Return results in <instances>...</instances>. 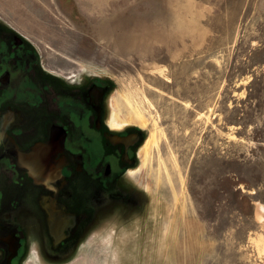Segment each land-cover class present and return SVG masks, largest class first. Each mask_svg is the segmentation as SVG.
<instances>
[{"label": "rangeland", "instance_id": "374dc122", "mask_svg": "<svg viewBox=\"0 0 264 264\" xmlns=\"http://www.w3.org/2000/svg\"><path fill=\"white\" fill-rule=\"evenodd\" d=\"M0 17L146 134L127 199L50 264H264V0H0Z\"/></svg>", "mask_w": 264, "mask_h": 264}, {"label": "flooded vegetation", "instance_id": "af4514ba", "mask_svg": "<svg viewBox=\"0 0 264 264\" xmlns=\"http://www.w3.org/2000/svg\"><path fill=\"white\" fill-rule=\"evenodd\" d=\"M108 89L98 74L49 69L0 17V264L63 259L95 209L127 199L146 134L112 120Z\"/></svg>", "mask_w": 264, "mask_h": 264}, {"label": "trees", "instance_id": "16d2710c", "mask_svg": "<svg viewBox=\"0 0 264 264\" xmlns=\"http://www.w3.org/2000/svg\"><path fill=\"white\" fill-rule=\"evenodd\" d=\"M250 186V185H249Z\"/></svg>", "mask_w": 264, "mask_h": 264}]
</instances>
